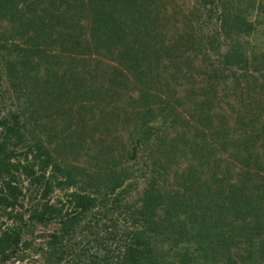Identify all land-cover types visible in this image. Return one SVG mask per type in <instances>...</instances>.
Returning <instances> with one entry per match:
<instances>
[{
	"label": "trees",
	"instance_id": "trees-1",
	"mask_svg": "<svg viewBox=\"0 0 264 264\" xmlns=\"http://www.w3.org/2000/svg\"><path fill=\"white\" fill-rule=\"evenodd\" d=\"M191 2L184 9L175 0H0L2 69L5 64L18 65L20 46L52 62L43 49L62 51L67 42L79 53L98 48L114 52L120 65L138 70L137 81L129 82L118 66L112 67L105 81L93 84L97 66L90 65V83L69 72L57 92L27 102L33 105L27 114L35 122L46 107L43 98L53 101L49 129H65L62 139L71 162L68 155L28 142L17 114L0 118V264H20L24 259L22 264H57L65 254V264H75V249L83 248L68 241L74 227L81 223L80 229H91L101 220L100 233L89 232L99 251L85 264H190L197 258L205 259L202 264H215V259L206 260L219 251L224 252L225 264L237 262V252L256 264L263 261L264 207L258 203L264 192L251 195L237 182L236 167H224L223 173L218 167L225 163L223 152L248 165L250 132L258 124L264 127V106L256 101L259 95L264 101V52L252 60L244 54L255 33L253 23H264V4L256 7L260 20H251L255 0ZM167 20L178 32L170 46L161 34ZM192 20L205 32L194 31ZM142 37L158 46L149 53L146 45L140 46ZM166 59L174 61L180 83L186 81L180 95L173 93L169 80L157 78L167 65L158 66ZM139 65L146 68L138 69ZM227 74L233 84L225 85L230 89L224 93L243 102L245 112L232 119L241 131L236 126L223 130L217 121L211 122L210 113L196 119L201 99L213 94ZM64 96L69 97L66 105ZM74 113L78 123L68 129ZM164 116L171 122L170 131L161 121ZM193 121L198 125L189 129ZM110 134L118 139L123 134L127 144L114 149L104 145ZM19 146L26 150L18 151ZM28 151L31 159H26ZM201 208H213L214 218ZM37 225L46 229L45 235L34 233ZM255 240L261 245H249ZM179 244L182 250H171ZM230 245L234 250L225 253Z\"/></svg>",
	"mask_w": 264,
	"mask_h": 264
},
{
	"label": "rangeland",
	"instance_id": "rangeland-1",
	"mask_svg": "<svg viewBox=\"0 0 264 264\" xmlns=\"http://www.w3.org/2000/svg\"><path fill=\"white\" fill-rule=\"evenodd\" d=\"M176 4L179 3L184 9L189 8L188 4L192 3L191 0H175ZM264 4V0H255L254 4V10L252 11L250 15L251 20H255L256 18L259 17L260 20V15L256 12V7L258 4ZM188 15V18L190 17V14L188 11L185 12ZM168 22V23H167ZM167 22H162V36H163V41L164 44L167 43L170 46L171 41L175 40L177 38V30L176 28L174 29L172 27V23L167 20ZM192 22V26H194V31H199L198 29H201L200 32L203 33L205 32L202 29H205L204 27H200L199 21H190ZM197 23V24H196ZM177 27H181V23L175 22ZM253 31L255 33H252L249 38L248 42L249 44L247 45V48L244 50V54L247 56V59L252 60L254 56L258 59L259 54L261 52H264V31L262 30V25H259L258 23H253ZM196 25V26H195ZM206 30V29H205ZM252 31V32H253ZM141 39V45L143 46L146 45L147 51L150 53L151 50L154 47L158 46V43L154 44L152 40L147 41L146 39ZM14 41L20 42L19 38H16ZM88 41V40H87ZM86 41V43H87ZM59 43V42H58ZM61 43V42H60ZM66 45L63 46V50L59 51L58 49V44L57 48L58 49H49L45 48L44 53L46 55H52V62H45L44 58L38 59L36 54L33 55L27 51L26 47L20 46L21 50L18 51V55H16V62L18 65L14 66V68L9 67L8 65H4V68H1L2 63H0V118L2 117H7L8 113H15L17 114L18 122L19 124H24V128L22 127L20 131L22 132L23 136L26 138L28 142H35V145H39L41 148H46V150H49V152H60L61 155H68V161H73V158H71L70 152L68 153V150H66V140H63L64 138L63 135H65V129L62 131L57 129L56 127L53 130H50L49 124L51 119L53 120V112H54V105L53 101L50 102V100L47 98H43V105L46 106L44 110L42 111V117L39 120L32 121V119L28 116L27 114V108L29 106H33L31 103L28 105L27 102H36L38 98H41L45 93L49 92H57L55 91L56 87H59V83L61 81H64V78L69 77V72L75 74L73 75L72 78H78L79 80H84L86 83H90V78L88 77L87 70L91 66H97L96 69V75L92 78L93 79V84H97L99 81H105L106 76H107V70L112 67L118 66L120 70L123 72L125 78L127 81H137V67L135 70H131L130 68H125L124 66L120 65L118 63V56H116V53L112 52L108 54L107 51L98 48L97 51H93V49H90L91 52H86V53H79V50H71L70 45L71 43L65 42ZM63 45V43L61 44ZM42 48V45H41ZM65 48V50H64ZM142 49V47H141ZM67 53L70 52V56L63 57L59 54L61 53ZM146 53V52H145ZM148 54V53H147ZM172 54H175L174 52ZM10 55V54H9ZM9 55H6L5 58ZM147 56H150L149 54ZM136 58V57H135ZM139 60V58H137ZM256 59V60H257ZM8 60V59H7ZM165 60V59H163ZM162 63L166 62V67H162V65H159V75H157V78L163 81L169 80V84L173 85L172 87L174 88L173 93H177V95L182 94L183 89L186 87V81L184 83H180L179 77L177 78L176 75H178V72H175L172 63L167 61H163ZM9 61V60H8ZM34 61V63H33ZM10 62V61H9ZM99 62V63H98ZM132 62H135L132 61ZM38 63V65H37ZM171 63V64H170ZM177 63V62H176ZM32 65V66H31ZM30 66V67H29ZM138 66V65H137ZM140 68H146L144 65H139L138 69ZM25 69V70H24ZM91 69V68H90ZM85 73V74H84ZM255 74V72L253 73ZM139 76V75H138ZM30 77V78H29ZM134 79V80H133ZM135 83V82H134ZM233 80L232 78L229 77L227 74V77L224 82H218L215 85V91L214 93H207L203 99H201V108H197V113L196 114V119L198 116L202 117L205 113H210V120L211 122L217 121L216 123L218 125H221V128L225 130L227 127H235L237 131H241L240 127H237L239 124L237 122L232 121V119H235L237 117V114H243V102L237 100L233 94H228L224 93V89H230L227 87H224L225 85H232ZM157 84H153V88L157 90L156 87ZM204 85V84H202ZM67 86V85H66ZM65 86V87H66ZM161 89H165L163 83H160ZM221 89H223V92L220 94ZM126 90V89H125ZM126 95L123 97L124 100V106L126 105L125 103L128 101L129 97L127 95V91L125 92ZM175 93V94H176ZM174 94V95H175ZM65 95V94H63ZM131 97L135 96V93L131 94ZM262 95L257 96L256 101H260V105L264 106V101L263 98H261ZM69 97L64 96V99L61 98V100L67 101ZM252 99L254 97L252 96ZM63 102L60 103L61 108L65 107ZM115 104V103H114ZM116 104H121V101H117ZM115 104V105H116ZM252 107V106H250ZM35 108V107H34ZM29 109V108H28ZM231 109L237 110V111H230ZM97 111L95 112V115L97 116ZM251 114V113H249ZM248 114V115H249ZM49 115V116H48ZM76 117H73L71 120V123L68 126L69 128H73L77 125L78 123V114L74 113ZM52 116V118H51ZM185 118H189L186 113L183 111V115ZM221 116V117H220ZM242 116V115H241ZM240 116V117H241ZM164 116L163 118H165ZM161 118V121L165 123L167 129L170 131L169 126L171 125V122L169 121L168 117H166L164 120ZM180 118H182L180 116ZM260 119L264 121V111H260ZM190 121V120H189ZM156 123H159L158 121L155 120ZM120 123L117 122L116 124ZM59 124V123H58ZM130 125V123H129ZM193 125H198L197 122H192V124L189 126V129H192ZM63 126V125H62ZM257 128L254 129V131L251 133L250 132V139L251 141V148H248V150L252 156L247 154V158L249 159L248 165H244L241 163H237L236 161L232 160L231 158H228L224 152L222 155V158L225 160L224 164L219 166V172L218 173H223L226 169L224 167H236L234 170L229 169L230 172H234L235 177L237 178V182L241 183L242 188H245L246 186L249 188V193L251 195H260L264 192V127L262 128L259 124L256 126ZM212 131L214 129L210 127ZM67 129V130H68ZM120 129V126H117V130ZM117 130H112L111 133H114V131ZM188 133V132H187ZM246 134V132H245ZM189 136V133L187 134ZM63 136V137H62ZM111 136V139L105 140L104 145L110 146V147H119L124 144H127V140L125 136L122 134L121 139H118L115 135H108L107 138ZM59 138L60 140H56ZM26 141V142H27ZM33 149V148H32ZM114 149V148H113ZM18 151H23L26 150L25 146H19L17 148ZM34 150V149H33ZM22 155H20V158ZM26 159H31V152H27L26 154ZM248 175V180L244 179V176L246 177ZM249 195V194H248ZM263 198V199H262ZM206 202V201H205ZM210 202V201H207ZM264 207V196H261V201L258 203ZM206 206V204H204ZM210 210H205L201 208V211L203 214L207 217H213L214 218V212ZM102 220L98 223H95V226H92L91 229H80V225H76L74 227L75 232L72 236L69 237L68 241L78 242V246L80 249L82 246L83 249L77 250L75 249V252H79V255L75 257V264H85L88 263V261L91 259L92 254L95 255L99 251V247L97 245V242L93 241V236L94 234H89L91 230H97L100 233V223ZM212 222V221H211ZM40 231L45 235L46 229H44L41 226L36 227V230L34 233H40ZM211 233H213L211 231ZM212 237V235L210 236ZM99 238V235H98ZM206 239L205 241H207ZM67 242V241H66ZM163 242V241H162ZM205 244V243H204ZM249 245H261L258 243V240L253 241ZM232 245L229 246L228 251H225V253H229ZM165 247H167V243L165 241ZM86 248V249H85ZM182 250L181 245H175L174 248L171 250ZM101 247H100V252H101ZM170 250V251H171ZM234 250V249H232ZM172 252V251H171ZM221 254L212 253L206 260V262L210 258L215 259V264H225L226 259L224 256V252L219 251ZM74 253V252H73ZM215 254V258H214ZM69 255H66L63 257V259L58 262L57 264H65L68 260ZM74 257V255H73ZM211 259V260H212ZM237 262L234 264H256L254 259H250L253 261H249L248 257H243V253L237 252ZM208 261V263H209ZM214 261V260H213ZM26 262L25 259L22 261V263ZM260 264H264V259L263 261H259ZM20 263V264H22ZM177 263V262H176ZM205 263V259H195L194 261H191L190 264H202ZM178 264V263H177Z\"/></svg>",
	"mask_w": 264,
	"mask_h": 264
}]
</instances>
